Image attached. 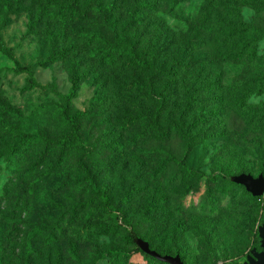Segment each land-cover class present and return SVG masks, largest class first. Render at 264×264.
<instances>
[{
  "label": "rangeland",
  "instance_id": "obj_1",
  "mask_svg": "<svg viewBox=\"0 0 264 264\" xmlns=\"http://www.w3.org/2000/svg\"><path fill=\"white\" fill-rule=\"evenodd\" d=\"M0 44L35 81L0 52V264H108L112 246L130 252L118 264H159L131 227L186 264L257 247L264 195L229 176H264V0H0ZM73 77L71 148L7 157L14 126L68 134Z\"/></svg>",
  "mask_w": 264,
  "mask_h": 264
},
{
  "label": "trees",
  "instance_id": "obj_2",
  "mask_svg": "<svg viewBox=\"0 0 264 264\" xmlns=\"http://www.w3.org/2000/svg\"><path fill=\"white\" fill-rule=\"evenodd\" d=\"M68 7L70 8V6H68ZM240 45H245V43L241 42ZM0 52L5 54L8 58H10L13 61L14 69L16 71H19V72L23 71V72H26L28 74V77L26 79L27 86L30 87V86H33L35 84V81L33 80V77H32V68L20 65L13 58V56L11 54V50L9 48L3 46L2 44H0ZM65 54H66L65 48H60L57 50L53 49V50H51V52L49 53V55L47 56L46 60L43 63H48V62H51L53 60L60 59ZM98 54H99L98 59L100 61H108V62L112 61V55L109 52H107V51L106 52H100ZM129 60L135 66H139V67L145 66V63L142 60L136 58L132 51L129 52ZM76 78L77 77H73V84L70 87L69 91H67L65 94L62 95L65 102L63 103V105L60 107V110L58 111V116H59L60 120H62L65 124L70 126L68 134L61 135V136L56 137L54 139H49L46 136H44L43 134H40L36 131L24 132L19 127L14 126V128L17 130V133L15 134L14 140L11 142L9 147L5 148V152H6L7 157H12V156L19 154L22 151H26V149L30 148L34 143H39V145H40V149H41L40 158L44 157L47 154V152L50 151L53 147H56L57 150L61 153H63L64 151H67L71 148V146L73 145L74 139L76 137V132H75L76 127H77L76 117L80 114V111H74L73 113H67L66 112V101L73 95V91H74L75 86H76L75 85L76 84ZM162 102H163V100H160L159 105L157 107V110L160 109ZM168 158L173 161V157L171 155H168ZM88 184L92 190L100 192V195L104 200L107 199L105 187L96 186L90 178L88 179ZM256 226H257V224L255 225V227ZM254 232L257 235L256 228H255ZM135 236H136V231L133 227H131L130 231H128L125 235V237L128 239V241H130L132 244H134L133 250L134 251H140L133 241V238ZM136 237H141V236H136ZM141 238L144 239L143 237H141ZM144 240H146V239H144ZM257 242H259V239H257ZM148 245L150 248H152L150 246L149 242H148ZM257 248H258V244H257V247H255V249H257ZM152 249H154V248H152ZM141 253H143V252H141ZM164 253H167V252H162L160 254H164ZM143 254H145V253H143ZM167 254L173 255V254H178V253L174 252V253H167ZM145 255L148 256L149 259L156 261L159 264H167V263H164L162 261H158L155 258H153L147 254H145ZM178 255H179L180 259L183 261L181 255L180 254H178ZM129 256H130V252L125 251L122 248H119L117 246L107 247L100 254V258H106L108 264H118L119 260L120 261H127ZM48 264H60V263H48ZM69 264H76V263H69ZM77 264H84V263H77Z\"/></svg>",
  "mask_w": 264,
  "mask_h": 264
},
{
  "label": "water",
  "instance_id": "obj_3",
  "mask_svg": "<svg viewBox=\"0 0 264 264\" xmlns=\"http://www.w3.org/2000/svg\"><path fill=\"white\" fill-rule=\"evenodd\" d=\"M229 179L234 183L242 185L245 191L252 196L264 195V176L262 173L253 176L248 172H239L230 175ZM256 232L259 239V250H256L255 247H251L245 255V260L243 262L233 264H264V220L256 226ZM133 241L141 252L158 261L167 264H185L178 254H160L156 250L150 248L148 242L141 237H135Z\"/></svg>",
  "mask_w": 264,
  "mask_h": 264
},
{
  "label": "flooded vegetation",
  "instance_id": "obj_4",
  "mask_svg": "<svg viewBox=\"0 0 264 264\" xmlns=\"http://www.w3.org/2000/svg\"><path fill=\"white\" fill-rule=\"evenodd\" d=\"M256 250H259V246H258V248Z\"/></svg>",
  "mask_w": 264,
  "mask_h": 264
}]
</instances>
